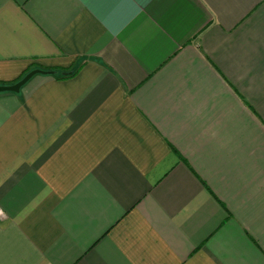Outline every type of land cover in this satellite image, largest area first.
Returning a JSON list of instances; mask_svg holds the SVG:
<instances>
[{"label":"crops","instance_id":"crops-1","mask_svg":"<svg viewBox=\"0 0 264 264\" xmlns=\"http://www.w3.org/2000/svg\"><path fill=\"white\" fill-rule=\"evenodd\" d=\"M35 69L77 72L0 94V264H264V0H0Z\"/></svg>","mask_w":264,"mask_h":264},{"label":"snow or ice","instance_id":"snow-or-ice-1","mask_svg":"<svg viewBox=\"0 0 264 264\" xmlns=\"http://www.w3.org/2000/svg\"><path fill=\"white\" fill-rule=\"evenodd\" d=\"M84 2L103 17L105 13L112 16L120 14L132 0H84Z\"/></svg>","mask_w":264,"mask_h":264},{"label":"water","instance_id":"water-1","mask_svg":"<svg viewBox=\"0 0 264 264\" xmlns=\"http://www.w3.org/2000/svg\"><path fill=\"white\" fill-rule=\"evenodd\" d=\"M53 75V71H45L42 69H35L25 75L20 81L13 85L0 86V94L1 93H20L22 88L36 75Z\"/></svg>","mask_w":264,"mask_h":264},{"label":"trees","instance_id":"trees-1","mask_svg":"<svg viewBox=\"0 0 264 264\" xmlns=\"http://www.w3.org/2000/svg\"><path fill=\"white\" fill-rule=\"evenodd\" d=\"M46 70H48V71L49 70L50 71H55L56 72V73H54L55 76H57L60 79L70 78V77L74 76L76 74V72H77V70L76 71H72V70H60V71H56V69H46ZM21 79H22V77H20L19 79H17L16 82L19 81V80H21Z\"/></svg>","mask_w":264,"mask_h":264},{"label":"built area","instance_id":"built-area-1","mask_svg":"<svg viewBox=\"0 0 264 264\" xmlns=\"http://www.w3.org/2000/svg\"><path fill=\"white\" fill-rule=\"evenodd\" d=\"M5 217V214L4 212L0 209V218H4Z\"/></svg>","mask_w":264,"mask_h":264}]
</instances>
